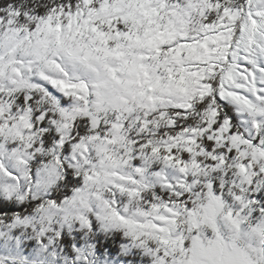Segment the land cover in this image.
Returning <instances> with one entry per match:
<instances>
[{
	"label": "snow or ice",
	"instance_id": "6c2138e0",
	"mask_svg": "<svg viewBox=\"0 0 264 264\" xmlns=\"http://www.w3.org/2000/svg\"><path fill=\"white\" fill-rule=\"evenodd\" d=\"M0 264H264V0H0Z\"/></svg>",
	"mask_w": 264,
	"mask_h": 264
}]
</instances>
